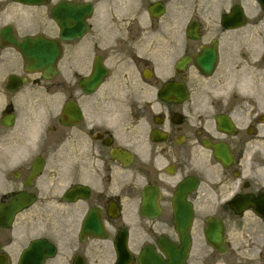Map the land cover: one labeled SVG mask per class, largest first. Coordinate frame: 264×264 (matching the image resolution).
I'll list each match as a JSON object with an SVG mask.
<instances>
[{
	"label": "flooded vegetation",
	"instance_id": "obj_1",
	"mask_svg": "<svg viewBox=\"0 0 264 264\" xmlns=\"http://www.w3.org/2000/svg\"><path fill=\"white\" fill-rule=\"evenodd\" d=\"M44 1L0 0V264H174L167 254L184 253L160 244L179 246L175 226L187 224L203 227L201 264H264L248 250L257 238L264 248V0H203V27L188 0ZM17 6L27 19L57 7L54 112L17 108L10 91L15 50L1 35L16 36ZM202 45L203 77L192 63ZM27 78L21 90L48 92ZM169 80L185 84V101L159 99ZM245 215L260 227L232 249L228 228ZM216 224L224 252L205 241Z\"/></svg>",
	"mask_w": 264,
	"mask_h": 264
},
{
	"label": "water",
	"instance_id": "obj_2",
	"mask_svg": "<svg viewBox=\"0 0 264 264\" xmlns=\"http://www.w3.org/2000/svg\"><path fill=\"white\" fill-rule=\"evenodd\" d=\"M12 42L18 47L24 58L29 61L32 60L30 63V67L28 69L31 70H42L45 77H48L46 74L53 75L55 73L54 63L57 57V47L53 41L45 40L42 37H27L24 39L23 43H18L14 40ZM199 62V69L203 72V54L198 59ZM27 64V63H26ZM98 77V73H96ZM97 84L96 81H92V85ZM166 90H174L178 88L173 85L167 84ZM177 230L180 234L181 240V247L177 250L186 251L189 247V237L187 233V226L185 227H177ZM221 228L216 226L212 229V231L207 232V239L210 243L217 246H222V237L220 235ZM222 250V248H220ZM175 254H172V261L174 264H179L178 259L174 257Z\"/></svg>",
	"mask_w": 264,
	"mask_h": 264
},
{
	"label": "rangeland",
	"instance_id": "obj_3",
	"mask_svg": "<svg viewBox=\"0 0 264 264\" xmlns=\"http://www.w3.org/2000/svg\"><path fill=\"white\" fill-rule=\"evenodd\" d=\"M191 1L193 2V0ZM202 1L203 0H195L194 2L201 4ZM199 16H201V18L203 19V12H199ZM191 77V81H194L196 84H198V89L202 92L200 100L203 102V79L198 78L196 76V73L194 74V72L192 73ZM22 96L25 100H27L31 96V93H25L22 94ZM259 227L260 225L254 222L248 215H245L243 221L239 224V226H230L228 228V236L231 240L230 244L232 249H240L243 251L246 250L247 243L249 242L248 234L252 229H258ZM201 229V226L193 227V245L191 248L190 256L194 264H201L200 256H203V236ZM248 250H250L252 254H264L262 239L257 238L255 242L250 244V249Z\"/></svg>",
	"mask_w": 264,
	"mask_h": 264
}]
</instances>
